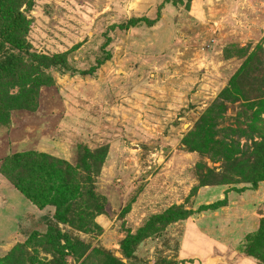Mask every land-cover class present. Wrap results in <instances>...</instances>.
<instances>
[{"label": "rangeland", "instance_id": "rangeland-1", "mask_svg": "<svg viewBox=\"0 0 264 264\" xmlns=\"http://www.w3.org/2000/svg\"><path fill=\"white\" fill-rule=\"evenodd\" d=\"M3 2L0 264H264V0Z\"/></svg>", "mask_w": 264, "mask_h": 264}, {"label": "trees", "instance_id": "trees-1", "mask_svg": "<svg viewBox=\"0 0 264 264\" xmlns=\"http://www.w3.org/2000/svg\"><path fill=\"white\" fill-rule=\"evenodd\" d=\"M3 3H4L3 0H0V8L2 7ZM1 10H2V11H7V13L9 12L8 10H6V9L3 8V7L1 8ZM13 26H14V24H11V25L8 26V28H10V30H7V31H6V34H7L8 36L11 35L13 32H15V29L13 28ZM11 40H12V39H11ZM13 41H16V40H13ZM15 48H16V49H19V50H22V49H23V45L15 43ZM12 49H14V48L12 47ZM8 51L12 52L13 50H8ZM10 55H12V54H10ZM44 58H46V56H44ZM0 63H1V62H0ZM56 63H58V62H56ZM64 63H65V60L62 61V62H60V64H63V65H64ZM1 64H2V63H1ZM54 64H55V63H54ZM2 65H3V66H0V72L2 71V75H3L5 65H4V64H2ZM9 65H11V64L9 63ZM6 67L10 68V71L14 69L12 66H6ZM8 95H9V93L7 92V96H8ZM17 186H18V188L21 189L24 193L28 194L30 198H34V199H35V193H34L33 191H30L29 189H26L25 187H23L22 185H19V184H18ZM34 201H35V200H34ZM247 255H248V254H247Z\"/></svg>", "mask_w": 264, "mask_h": 264}, {"label": "crops", "instance_id": "crops-1", "mask_svg": "<svg viewBox=\"0 0 264 264\" xmlns=\"http://www.w3.org/2000/svg\"><path fill=\"white\" fill-rule=\"evenodd\" d=\"M206 251H207V249H206ZM218 253H220V254H226V252L225 253H223V252H219V251H217V252H215L213 255H211L210 257H209V264H210V258L212 257V256H215V255H217ZM228 253V252H227ZM231 253L229 252V256L227 257V259H228V261H230V259H231V255H230ZM244 257V258H243ZM242 257V259H240V260H236V259H234L233 261L231 260V262H221V261H219V262H217L216 264H240V263H238V261L239 262H241V264H249L248 263V256H246V255H244ZM247 259H246V258Z\"/></svg>", "mask_w": 264, "mask_h": 264}, {"label": "water", "instance_id": "water-1", "mask_svg": "<svg viewBox=\"0 0 264 264\" xmlns=\"http://www.w3.org/2000/svg\"><path fill=\"white\" fill-rule=\"evenodd\" d=\"M229 256V252L226 254H220L218 253L215 256H212L210 258V264H216L217 262L221 261V262H228L227 257Z\"/></svg>", "mask_w": 264, "mask_h": 264}]
</instances>
